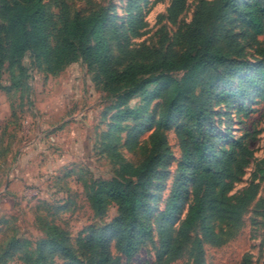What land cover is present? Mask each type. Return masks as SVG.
Segmentation results:
<instances>
[{
  "label": "rangeland",
  "instance_id": "rangeland-1",
  "mask_svg": "<svg viewBox=\"0 0 264 264\" xmlns=\"http://www.w3.org/2000/svg\"><path fill=\"white\" fill-rule=\"evenodd\" d=\"M254 0H237L245 5ZM57 25L78 13L105 10L107 37L115 64L150 62L158 56L179 57L189 47L199 24L204 33L214 35L219 46L234 61L247 60L244 74L253 71L261 59L262 44L253 40L247 29L234 18L214 21L207 12L198 15L202 2L217 0H42ZM237 35L240 53L229 48L224 30ZM264 40V35L260 37ZM180 78L181 73H169ZM231 80L223 88H234ZM169 87L162 80L149 84L145 91L130 92L126 87L111 88L96 66L82 59L56 75L36 66L27 54L14 66L6 63L0 88V264H31V253L46 235L44 220L55 223L66 234L69 245L78 247L87 226L100 221L88 200L94 181L110 179L118 167L116 152L138 164L151 152V135L164 108ZM217 97V96H216ZM213 126L221 136L225 152L238 141L247 143L253 154L239 158L241 168L218 187L224 202L233 200L250 183L259 185L256 199L241 213L238 221L213 217L220 244H203L201 264H264V176L257 164L264 159V99L259 92L225 102L215 98ZM138 114L121 121L117 114L126 107ZM176 123V122H175ZM169 162L153 177L154 239L130 261L122 264H154L163 234L170 241L177 237L181 222L194 202V177H185V202L178 219L166 221L163 213L181 174L183 148L172 125L167 131ZM221 152V154L223 153ZM228 165H221V167ZM118 214L111 204L103 221ZM197 234L202 238L200 228ZM14 241L16 243H14ZM188 244L186 251L171 264H195L198 252ZM55 264H71L57 254Z\"/></svg>",
  "mask_w": 264,
  "mask_h": 264
},
{
  "label": "trees",
  "instance_id": "trees-1",
  "mask_svg": "<svg viewBox=\"0 0 264 264\" xmlns=\"http://www.w3.org/2000/svg\"><path fill=\"white\" fill-rule=\"evenodd\" d=\"M205 12L207 18L214 21L234 18L253 40L262 44L261 59L252 72L244 74L242 69L249 67V62L230 59L216 46L214 35L204 33L202 24L195 28L189 47L179 57L161 55L150 62L134 61L119 66L114 62L107 37L105 10L78 13L73 19L64 18L61 25H57L42 0H0V88L4 65L14 66L27 54H31L36 66L51 75L82 59L96 66L114 90L126 87L132 93L145 91L157 80L169 87L165 108L151 135L150 154L134 164L116 152L115 176L90 184L88 200L100 221L87 226L78 240V247L72 248L59 226L43 219L46 235L29 253L31 264H55L53 258L57 254L64 255L71 264H122L152 242L153 177L158 168L170 160L166 146L167 131L172 125L183 148V160L177 186L163 218L170 222L178 219L186 198L185 177L191 169L195 172L194 202L179 226L176 239L170 241L166 234L162 235L154 264H171L187 250L189 243L191 252L193 249L198 252L195 264H201L203 244L221 243L214 231L213 217L238 221L241 213L256 199L259 185L254 182L229 202L219 197L218 186L226 178L221 171L229 172L231 177L241 168L239 156H251L253 152L243 141L222 151L221 136L213 126L212 102L215 98L225 102L245 98L252 92H259L264 99V40L260 39L264 35V0L245 5L238 4L237 0H217L210 6L202 2L198 15ZM224 38L232 51L240 53L237 35L231 29L224 30ZM169 73L182 76L176 78ZM233 79L239 81L237 86L217 92L222 83L228 86ZM136 114L137 111L129 106L121 109L116 125ZM230 151L238 158L229 161ZM2 154L0 150V156ZM221 165L228 167L220 168ZM257 169L259 175L264 176V159L257 164ZM112 203L118 206V214L110 221H103ZM262 208L264 210V199ZM198 228L202 238L193 235ZM248 263L247 258L243 264Z\"/></svg>",
  "mask_w": 264,
  "mask_h": 264
}]
</instances>
